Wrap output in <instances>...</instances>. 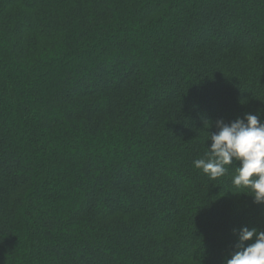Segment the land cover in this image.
Wrapping results in <instances>:
<instances>
[{
	"label": "trees",
	"instance_id": "trees-1",
	"mask_svg": "<svg viewBox=\"0 0 264 264\" xmlns=\"http://www.w3.org/2000/svg\"><path fill=\"white\" fill-rule=\"evenodd\" d=\"M257 110L264 0H0V264H225L264 204L193 161Z\"/></svg>",
	"mask_w": 264,
	"mask_h": 264
},
{
	"label": "clouds",
	"instance_id": "clouds-1",
	"mask_svg": "<svg viewBox=\"0 0 264 264\" xmlns=\"http://www.w3.org/2000/svg\"><path fill=\"white\" fill-rule=\"evenodd\" d=\"M216 126L218 131L208 134L210 147L202 158L193 161L194 168L215 180L229 174V166L238 162L239 166H234L231 173L236 193L250 196L256 204H264V121L260 119V110L228 124L218 120ZM248 241L251 243L245 245ZM237 248L225 264H264V231L241 227Z\"/></svg>",
	"mask_w": 264,
	"mask_h": 264
}]
</instances>
